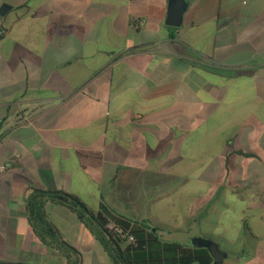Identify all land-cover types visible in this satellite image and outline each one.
<instances>
[{
	"label": "crops",
	"instance_id": "0c3cea01",
	"mask_svg": "<svg viewBox=\"0 0 264 264\" xmlns=\"http://www.w3.org/2000/svg\"><path fill=\"white\" fill-rule=\"evenodd\" d=\"M184 1L172 28L170 0H0V262L65 264L27 221L33 188L264 264V0ZM45 212L81 264H111Z\"/></svg>",
	"mask_w": 264,
	"mask_h": 264
},
{
	"label": "trees",
	"instance_id": "16d2710c",
	"mask_svg": "<svg viewBox=\"0 0 264 264\" xmlns=\"http://www.w3.org/2000/svg\"><path fill=\"white\" fill-rule=\"evenodd\" d=\"M24 201L27 221L37 241L57 252L65 264H81V255L63 241L49 221L45 212L48 203L63 206L75 214L99 242L111 264H213L206 249L163 242L157 235L158 229L128 220L106 206L91 211L73 195L32 188ZM128 238H132V242Z\"/></svg>",
	"mask_w": 264,
	"mask_h": 264
},
{
	"label": "water",
	"instance_id": "95a60500",
	"mask_svg": "<svg viewBox=\"0 0 264 264\" xmlns=\"http://www.w3.org/2000/svg\"><path fill=\"white\" fill-rule=\"evenodd\" d=\"M9 7L3 5L0 8V16H4ZM186 11V3L184 0H170L167 7V18L165 24L172 28H179L182 24L183 15ZM200 249H206L213 259V264H222L226 255L219 249V246L211 241L198 239L194 244Z\"/></svg>",
	"mask_w": 264,
	"mask_h": 264
},
{
	"label": "built area",
	"instance_id": "2783aa9c",
	"mask_svg": "<svg viewBox=\"0 0 264 264\" xmlns=\"http://www.w3.org/2000/svg\"><path fill=\"white\" fill-rule=\"evenodd\" d=\"M11 164L9 162L1 164L0 165V173L5 172L7 169H9ZM117 233H120V231L116 230ZM129 242H132V238H128Z\"/></svg>",
	"mask_w": 264,
	"mask_h": 264
},
{
	"label": "rangeland",
	"instance_id": "374dc122",
	"mask_svg": "<svg viewBox=\"0 0 264 264\" xmlns=\"http://www.w3.org/2000/svg\"><path fill=\"white\" fill-rule=\"evenodd\" d=\"M178 240H180L181 242H186L187 241V237H185V236H178ZM188 242V241H187Z\"/></svg>",
	"mask_w": 264,
	"mask_h": 264
}]
</instances>
